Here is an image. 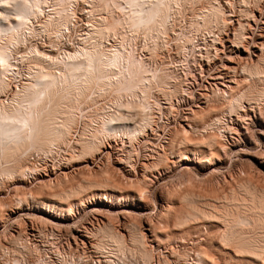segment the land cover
Returning <instances> with one entry per match:
<instances>
[{
	"label": "bare ground",
	"instance_id": "6f19581e",
	"mask_svg": "<svg viewBox=\"0 0 264 264\" xmlns=\"http://www.w3.org/2000/svg\"><path fill=\"white\" fill-rule=\"evenodd\" d=\"M201 1L83 0L85 4L83 9L89 18L88 28L74 50L63 49V57H56L39 46H31L24 51H20L18 46L26 45L28 36L38 34L47 36L49 43L54 47L63 45L62 38L73 26L77 13L80 8L82 9L80 6L82 1L0 0V177L1 174H7L8 177L18 176L22 180L26 173H33L34 168L26 167L22 163L24 159L35 155L34 153L50 156V153L67 148L74 154L71 156L68 152L71 158L68 156L65 163L70 165L71 162L78 163L85 158L93 157L96 153H101V148L106 145L105 138L106 140L127 139L131 143L139 141L149 129L151 131L154 122V105L157 102V93L154 96L156 90L167 102H171L179 94L180 87L169 86V80L172 81L174 74L168 67L161 66L160 69L156 67L151 70L145 67L147 60L144 62L142 57L139 58L134 54L133 42L128 37L132 38L137 33H141L145 37L144 40H149L151 43V45L146 44V49L151 54L156 53L160 42L165 41V34L169 33L170 25L176 22L177 18L185 16L190 8L192 14L188 15V31L187 34L185 33L189 43H193L195 41L193 38L201 36L202 33H212L214 28L220 34L229 23L234 22L235 28L229 46L237 54L238 51L247 53L249 61L239 54L241 60L238 61L241 65V73L249 77L250 81H247L248 85H244L246 82L242 81L244 86L240 87V90H234L235 92L230 90V93H224L225 97H223L227 103L226 110L236 117V121L245 120L246 110L242 108L244 107L242 103L250 102L260 106L261 100L264 99V0H241L245 9L241 8L238 14L234 8L228 10L222 0H205L208 4L202 5L197 10L194 8L196 11L193 12L192 7H198ZM229 1L225 5L231 7L233 3ZM232 17L237 18L232 19ZM228 19L231 22L228 23ZM112 37L118 38V43L111 44ZM152 55L154 57V54ZM228 60L234 62L230 58ZM233 70L235 71V67ZM230 88L233 87L230 85ZM154 89L156 90L153 94ZM101 99H108L109 102L104 101L106 104L101 103L105 104L102 106ZM193 115L190 119L192 121L198 119L201 114L194 112ZM80 118L86 120L83 125L81 124L82 129L76 136L75 129ZM220 120L219 117H215L211 123L200 125L201 129L200 126L189 125L190 130L188 128H183L180 132L177 130L180 134L178 132L173 134L174 132L171 131L168 138L170 150L182 161L192 160L189 157L192 153L210 162L213 155L220 156L219 150L230 149L221 142L214 130L218 126L215 124ZM256 121L259 126L264 127V121L260 118ZM190 133H201L202 138L193 140L191 135L189 136ZM131 155L121 157L117 162L122 165L117 168L121 177L115 176L117 170L108 172L109 170L101 169L100 172L95 171V175H92L94 178L83 179L82 183L66 188L65 185L72 177L66 176L67 172L64 171L62 178L52 184H45L48 187H44H54L57 192L53 189L54 193L52 191L51 196L55 200L35 196L33 202L44 214L43 218L49 219V216L51 221L65 226L68 222L67 215H74L76 206L84 205L88 197V199L95 196L99 198L100 202L98 204L96 202L91 211L101 217L102 214H106L102 217L103 220L95 216V220L88 225L82 221H76L71 225L82 245L89 244L93 250L103 255L101 257L103 260H95L96 264H223L225 262L231 264L232 260H236L238 264H264V190H258L249 180L240 187L238 193L234 191L226 197L223 205L210 203L211 205L205 206H198L200 197L192 190L170 192L172 201L167 204L168 211L163 212V215L167 213L169 217L166 215L165 221L163 218V221L156 223L149 216L151 213L145 205V200L149 192V190L147 192L148 185H152L148 183L152 179L149 175L150 173L153 175L155 170L158 171L159 164L165 160L164 155L160 153L155 156V161L149 164H140L139 160H135ZM78 171L81 176V170ZM56 186L60 188L65 186V188L60 189ZM20 198L19 200L24 202V198ZM175 202L185 206L178 209L177 215L176 209H174L175 215L171 209L176 205ZM129 206L133 208H127ZM46 213L48 215H45ZM0 217L3 218L1 214ZM146 218L151 220H146L149 226L146 230L150 232V236L146 235L157 245L162 246L165 243L187 245L198 242V246L185 250L175 249L172 246L170 254L164 252L155 254V249L147 245V237L141 229V222L137 221ZM199 218L204 219L207 223L204 224L209 225L208 228L213 226L212 221L224 224V230L218 226L219 224L216 225L219 228L217 245H214L216 244L213 243L214 241L201 238L200 223L190 224L192 220L196 221ZM169 219L173 220L172 228ZM196 226L201 228L200 232L197 229V234L193 232ZM192 232L196 234L195 238L198 240L191 239ZM208 246L218 248L220 253L229 257L233 255L221 263L217 255L216 257L210 254L211 250L210 252L207 250ZM70 257L67 259L61 257L63 260L59 264H89L77 260L74 256V258ZM18 259L15 258L8 264H23Z\"/></svg>",
	"mask_w": 264,
	"mask_h": 264
},
{
	"label": "rangeland",
	"instance_id": "374dc122",
	"mask_svg": "<svg viewBox=\"0 0 264 264\" xmlns=\"http://www.w3.org/2000/svg\"><path fill=\"white\" fill-rule=\"evenodd\" d=\"M81 1L82 2H80V6L82 7V9L80 8L79 13H77V18L75 19L73 26L70 27L67 33H65V37L63 36L64 38H62L61 42V44L63 45L57 46L58 48L56 46L54 47L49 43V39L47 38V36L38 34L33 35L34 37L32 35L28 36V45H20L18 46L20 47V49H17H19L20 51H24L31 46H39L43 50H46L48 53L56 57H63L65 49L74 50L77 47L82 34L87 30L89 21L88 15L83 9L85 4L83 0ZM202 1L200 2L201 4H198V7L194 6L192 7V9L196 8L197 10V8H201L202 5L206 6L208 4L207 1ZM222 2L223 5L228 8V10L230 8H234L235 10H233L236 11L237 14L239 13L241 8L245 9L243 4L241 3V0H231V3H233L232 6L235 4L233 7H228V4L225 5L226 2H230L229 0H222ZM188 10L185 16H182V18H177L179 21L175 20L176 22H173V26L170 25V28H173H168L169 33L166 32L167 34H165V41H163L162 43L160 42V46L162 48L158 45L159 47L156 48V53H152L154 54V57H152L153 55L151 54V52L146 49V44L149 43V40H144V35H142L141 33H137L135 37H128L133 42L132 47L134 48V54L139 58L142 57L144 59V62L147 60V65H144L145 67L150 70L151 68L154 69L156 67L160 69L161 66L168 67L169 70L174 74V77H172V81L171 79L169 80V86L171 85L172 87L174 85L180 87L179 94L176 95V97H174L171 102H167V100L163 98L164 96H162L161 93L157 92L156 89L153 90V94L156 90L154 96H156L157 93V102L154 106L161 107H156V109L154 107V122L153 129L151 131L149 129L147 134H145V136H143L139 141H133L131 143H129L127 139H124V141L118 138L117 140L111 138H108V140H106L107 138H105L104 143L106 145L101 148V153L94 154V156L91 157L93 159L85 158V160L78 163L71 162L70 165L65 162H67L68 156L69 158H71V156H73L74 154L67 148H61L57 152L55 151L56 153H50V156L49 154L34 153L35 155H32L28 159H24V162L22 161V164L26 167L31 166L32 169L34 168L32 170L33 173L28 172L26 173V175L24 174L25 176L22 180H20L18 176H12V179L11 176L8 177L9 175L7 174H1L0 203L4 206H0V211L2 210L0 214L3 217H0V264L11 263L15 258H20L18 260H20L23 264H59L61 263V260H63L64 258L67 259L70 256H74L77 260L79 259L80 261L82 260L83 263L88 262L89 264H93V262L94 264H96V261L98 259H102L101 257H103V255L100 252H96L95 249L93 250L91 245H82V243L77 239L78 234L74 232L71 227V225H73L76 221H82L85 223V225H88L97 217L102 220L104 219L102 217H105L106 214H102L103 216L101 217V215H97L91 211L94 206L98 204V202H100L99 198L97 199L95 196L96 199L94 197L92 199H88V197L85 200L86 202L84 203V205L76 206L74 215H67L66 217L69 222H67V226L58 225L57 222L51 221V217L49 216V219L43 218L44 214L40 212V210L36 207L37 204L33 202V197L35 196L45 198L46 200L51 199L54 201V197L51 196L52 191L54 193V187H44H48L45 186V184L49 185V183L52 184L54 182H57L60 177L62 178V176H64V171L67 172L66 176L69 175V177H72L69 179L70 181L67 182L68 184L65 185L66 188H69L75 186L76 184H80L79 182L82 183L83 179L85 180L89 178L91 179L92 177L94 178V176L92 175H95V171L100 172L103 169L107 171L109 170L108 172L117 170L115 172H117L118 175L115 172L114 173L115 176L119 177V174L121 173L118 172L119 169L117 168H120L122 165L117 164V162L121 157L132 154L131 156L135 158V160L138 159L140 164H149V162L152 163L153 161H155V156L157 157L160 153H162L165 156H163V159L165 158L168 163L163 160V162L159 164V168H157L158 171H153V175H155L156 177H154L150 173L149 178L152 179H150V182L148 181V183L152 185H150L151 187L148 185V188L150 187L149 189L147 188V192L148 190L149 192H146V198L148 200H145V205L149 208V211L152 214H149V216L151 217V220L156 223L161 222L163 218V220L165 221L164 216H168L167 213H165L166 215H163V212L168 211V209H166L167 204L169 203V201H172L170 192H179L188 189L192 190L194 193H196L197 196L200 197L198 206H205L206 204L209 205L210 203L212 205H214L215 203V205H223L226 202L224 201L226 197L231 195L234 191H239L240 187L249 182V180L250 182H253V185L256 186L258 190H264V127L262 128L261 126H259L256 121L259 118L264 121V99L261 100L260 106H257L254 103L250 102H243L242 104L244 105V107L242 108L246 110V115L245 120L240 122H237L236 117L234 115H231L228 110H226L227 103L225 101L224 95L230 93V90H233V92L240 90V87L248 85L247 81H250V79L248 80L249 77H246V75L241 73V65L238 61L241 60L238 54L249 61L247 53L244 51H238L237 54L235 53V50H232L233 48L229 46L231 37L233 36V29L235 28V25L233 24L234 22L232 21V23H229L230 19H228L229 25L227 24L228 26H226L225 30H223L220 34H218V30L214 28L212 33L205 32L202 33L201 36L199 35L195 39L193 38V41L195 40L193 42L194 44L192 42L189 43V40H186L187 37L185 36V33L187 34L188 31V15L190 16L192 14V11L191 8ZM196 10L194 9L193 12ZM185 17H187V19H185ZM235 18L232 17V19ZM168 34L169 36H167ZM214 38L217 39L215 40ZM110 42L111 44H116L118 43V38L115 39V37H112V40L110 39ZM149 44L151 45V43ZM158 48L160 50H158ZM228 56L230 60L234 62H230L228 60ZM234 67L235 71L233 70ZM242 81L246 82L247 84H244V82ZM231 82L235 83L233 84ZM179 83L181 84L179 85ZM230 85L233 87L232 89L230 88ZM108 99L106 100L109 102L110 99ZM106 100L101 99V102H99L100 104L105 103L107 102ZM101 105L104 106L103 104ZM224 106L226 108H224ZM194 112H199V114L201 115H199L198 119H194L192 121L190 119L194 116ZM215 117H219L222 124L220 122L215 124V126L218 125L217 127H215L218 130H214H216V133L219 136V139H221V142L228 146V148L230 147V149L226 151L219 150L220 152H218V154H220V156L216 154L213 155L214 157H211L210 162L206 161V159L204 158L195 156L192 153L189 154V157H191L192 160H189V162L182 161L180 160L181 158L179 156H177L174 152H172V150H170L168 144L170 133L174 132L173 134H175L178 131H183V128L189 129V125L199 127L204 123H211L212 119H214ZM81 119L82 122H80ZM83 119L84 118H80L78 120V124L75 129V132L77 133H75L76 136L79 134V131L82 129L81 126L86 120ZM245 122L248 124H246ZM189 136L193 138V140L202 138L201 133H190ZM189 148L192 147L189 146ZM68 152L69 154L71 153V156L68 155ZM78 170H81L83 176L82 174L80 176ZM187 173L188 175H186ZM152 180L153 182L151 183ZM65 186L61 188L58 186L56 187L62 189L65 188ZM57 190L59 191V189ZM55 192L57 191L55 190ZM20 196L21 198H24V202L19 200ZM175 204L176 205L171 207V209H173V214L175 215L176 213L177 215V212H179L180 208H182V206L185 208V206L181 203L178 204L175 202ZM127 208L132 209L133 207L129 206ZM174 209H176V212ZM45 215L48 214L46 213ZM62 217H64V215H62ZM149 218H146L144 220H137L141 222V229L145 233V235L147 234L148 236H150V232L146 230V228L149 227L147 226L146 220H148ZM197 219L196 221H190V224L199 225L200 223L201 226L199 227H202V229L200 228L202 230V237H200L204 238L205 240L207 239L208 241H214L213 243H216L214 245H217L219 241V238L217 239L219 230L217 229L219 228H217L216 225H218L220 222L217 223L212 221L211 225L213 226L208 228L209 225H205L207 223H205L203 218H199V220ZM151 220L149 219V221ZM157 220L159 221L157 222ZM170 224H172L170 225L172 228L173 220H170ZM223 225L224 224L222 223V225L219 224L218 226H221V229L224 230L225 226ZM197 229L199 228L197 227L193 232L196 233L198 231ZM121 231L126 235L128 234L124 230ZM193 232L191 234V236L193 235L191 239L198 240L195 238V235L198 232L196 234H194ZM147 235V245L149 246V248L155 249V254H160L162 252H164L165 254H170L173 248L185 250L188 248H193V246L199 244L198 242H194V244L190 243L187 245H184L182 243H165V245L160 246V244L157 245V243L152 241V238L148 237ZM209 236L212 238V240H209L211 239ZM172 246L174 247L172 248ZM208 247L207 250L209 252L210 250L211 252L212 250L214 252H210V254H214L215 256L217 255L220 258L219 260L221 261V263L225 262L224 260L226 258L229 259L231 255H233L231 254L229 257V255L220 253V250H218V248L214 246V248H210V246ZM216 250H218V252ZM67 253L69 254V256ZM230 253L233 252L230 251ZM61 257H63V259ZM9 260L11 261L7 262ZM42 260L44 261L43 263ZM235 261L236 260H232L233 263H229L238 264V262ZM223 264L228 263L225 262Z\"/></svg>",
	"mask_w": 264,
	"mask_h": 264
}]
</instances>
